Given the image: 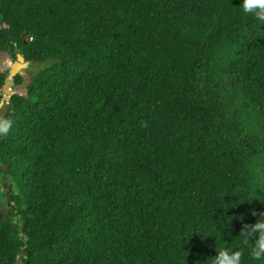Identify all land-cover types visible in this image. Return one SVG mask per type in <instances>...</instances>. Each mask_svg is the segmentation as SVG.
Instances as JSON below:
<instances>
[{
  "label": "trees",
  "instance_id": "16d2710c",
  "mask_svg": "<svg viewBox=\"0 0 264 264\" xmlns=\"http://www.w3.org/2000/svg\"><path fill=\"white\" fill-rule=\"evenodd\" d=\"M240 3L0 0L25 61L0 69V264H258L264 23Z\"/></svg>",
  "mask_w": 264,
  "mask_h": 264
},
{
  "label": "clouds",
  "instance_id": "9594fccd",
  "mask_svg": "<svg viewBox=\"0 0 264 264\" xmlns=\"http://www.w3.org/2000/svg\"><path fill=\"white\" fill-rule=\"evenodd\" d=\"M239 7L244 15L251 16L256 21L264 23V0H241ZM8 89L12 91L11 88ZM3 93L4 96L0 100V109L3 105L8 107L9 97L5 94V90ZM13 125V120L0 117V138L10 133ZM241 234L244 237L245 245H251L252 259L257 261L258 264L264 262V213L259 215L255 224L246 226V230L241 231ZM216 253L215 257L211 258V264H243V253L239 250L229 248L219 252L216 251Z\"/></svg>",
  "mask_w": 264,
  "mask_h": 264
},
{
  "label": "water",
  "instance_id": "95a60500",
  "mask_svg": "<svg viewBox=\"0 0 264 264\" xmlns=\"http://www.w3.org/2000/svg\"><path fill=\"white\" fill-rule=\"evenodd\" d=\"M24 58L21 56V55H17V62H15L12 66V74H15V73H18L19 70H21V68L23 67L24 65ZM5 94L10 97L12 95L11 91L6 88L5 89ZM7 105H3L0 109V117H5L6 114H7ZM0 143H1V138H0ZM3 169V173H4V176L2 177V187L3 189L6 191L7 195L9 196L10 198V201L13 202V196H12V187L13 185L12 184H9L8 182V178L6 176L7 174V167L3 166L2 167ZM22 231L24 232L25 231V227L22 229Z\"/></svg>",
  "mask_w": 264,
  "mask_h": 264
},
{
  "label": "rangeland",
  "instance_id": "374dc122",
  "mask_svg": "<svg viewBox=\"0 0 264 264\" xmlns=\"http://www.w3.org/2000/svg\"><path fill=\"white\" fill-rule=\"evenodd\" d=\"M12 65H13V61L10 60L8 55H0V69L1 70L11 69ZM11 90H12L11 93L18 92L17 88H11ZM0 190L3 191V189H0ZM0 204H1V207L4 213H6L8 208H7L6 198L4 196L0 198Z\"/></svg>",
  "mask_w": 264,
  "mask_h": 264
}]
</instances>
